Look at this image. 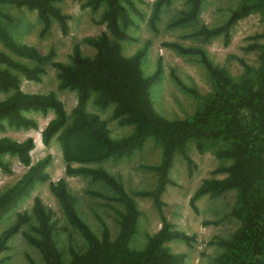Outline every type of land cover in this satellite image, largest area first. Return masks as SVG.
<instances>
[{"label": "trees", "instance_id": "trees-1", "mask_svg": "<svg viewBox=\"0 0 264 264\" xmlns=\"http://www.w3.org/2000/svg\"><path fill=\"white\" fill-rule=\"evenodd\" d=\"M171 1L152 2L147 18L151 30H157L160 13ZM203 2L188 0V8L182 10L169 24L175 26L197 20ZM0 3L35 10L42 23V31L50 26L53 19L64 33L67 31V15L55 4V0H0ZM84 5L92 10L102 6L99 21L105 24L106 29L96 36L83 39L95 49L93 57L84 55L79 44H75L70 56L71 64L53 60V49L42 52L31 44L17 41L7 26L0 23V41L7 50H0V91L9 92L6 97L0 98V129L4 121L16 128L36 127V121L26 113L53 110L54 116L41 131L43 143L48 144L56 135L66 164V174L89 176L93 181L103 182L115 193L109 199L118 202L122 208L117 210L118 231L114 237L111 236L109 227L102 222L101 234L97 235L79 214L76 198L61 178L50 182L49 188L67 221L85 239V250L71 248L70 259L65 261L62 258L55 238V225L38 197L34 198L32 205L36 220L32 229L35 233L24 231L25 240L37 248L44 264H187L185 253L172 252L165 243L172 240L190 243L195 240V234L172 228L162 214L161 227L148 236L145 245L141 249L129 247L130 240L137 232L140 215L133 195L152 197L156 207L161 210L162 192L167 184L175 183L169 176L175 153H180L186 159L190 173L192 165L186 153L187 143L195 142L198 150L202 151L204 142L221 140L227 145L215 149L214 153L219 158L231 159V163L216 169V172L225 173L223 177L206 178L198 185L190 198V205L196 210L194 201L203 194L216 196L229 189L237 190L239 200L233 214L241 219L242 227L231 242H223L228 245L226 263L264 264V45L261 46L262 67L257 72L255 84L249 77L233 79L225 69L213 65L205 50L199 46L166 42L165 45L180 54L199 56L214 83L212 96L204 101L192 117L170 119L155 110L149 96V89L160 79V63L148 75H143L141 70L148 41L130 56L121 53L123 41L135 40L131 28L136 18L143 16L134 1L85 0ZM254 11L264 15V0H243L223 23L216 26L202 24L189 35L206 40L222 34L225 42H228L230 27ZM18 57L35 64L29 66ZM48 62L58 70L60 87L77 92V103L70 117L54 91H23L19 76L11 71L20 72L26 79L37 80ZM170 75L176 84L186 88L173 71ZM92 95L93 103L100 108L112 103L111 119L119 125H131V132L118 139L112 138L107 122L97 113L85 110ZM253 107H256L253 118L247 125L242 124L240 110ZM148 139L161 146L159 162L148 166L156 175L152 189L129 193L114 175L94 165L105 159L116 161L127 158L140 150ZM34 146L32 137L16 140L0 136V169H9L8 161L3 157L5 154L15 155L27 167L13 185L0 193V220L30 194L36 183L49 178L46 167L51 156L46 155L32 162L30 152ZM72 163H78L79 166L73 167ZM94 194L108 198L102 193ZM29 220L27 212L16 215L13 223L0 235V251L7 248L10 238Z\"/></svg>", "mask_w": 264, "mask_h": 264}, {"label": "rangeland", "instance_id": "rangeland-1", "mask_svg": "<svg viewBox=\"0 0 264 264\" xmlns=\"http://www.w3.org/2000/svg\"><path fill=\"white\" fill-rule=\"evenodd\" d=\"M133 1L143 16L137 17L135 25L131 28L135 40L123 41L121 53L124 56H130L148 41L146 55L141 61V70L143 75H148L156 68L157 63L161 65L160 79L149 89L150 99L158 113L170 119L190 118L214 91L213 80L199 56L180 54L165 45L166 42L199 46L205 50L213 65L225 69L233 79L249 77L255 84L257 83V72L262 67L261 46L264 45V15L260 11H254L235 22L230 27L229 40L225 42L222 34L206 40L189 34L202 24L216 26L223 23L243 0H204L197 20L171 26L170 21L182 10L188 8V0H172L169 5L163 7L156 31L151 30L147 24L154 0ZM84 2L85 0H55V4L67 15L65 33L54 19L50 26L42 31L43 26L36 11L15 4L0 3V23L7 26L17 41L31 44L42 52L53 49V60L71 64L70 56L73 46L79 44L84 55L93 57L95 49L83 39L96 36L106 29L105 24L99 21L102 6L92 10L89 6H85ZM0 50L7 51L1 41ZM18 59L29 66L35 64L25 58L18 57ZM44 69L37 80L26 79L20 72L11 71L19 76V85L23 91H54L63 102L67 115L70 117L77 103V92L60 87L58 70L50 62L44 65ZM171 71L182 80L187 89L175 83L170 75ZM8 94L9 92L0 91V98ZM93 97L94 95L87 101L85 110L97 113L107 122L112 138L118 139L131 132V125H119L116 120L111 119L110 115L114 106L112 103L106 108H100L93 103ZM255 109L256 107L240 110L239 119L242 124L249 123ZM26 115L36 121V127L16 128L8 126L4 121L0 136H9L16 140L32 137L35 142L30 152L32 162L46 155L51 156L46 167L49 178L36 183L30 194L23 197L0 220L1 235L13 223L18 213L27 212L30 217L19 232L10 238L7 248L0 251V264H32V262L44 264L37 248L29 244L23 236L24 231L35 233L32 229V226L36 224L32 212L35 197L40 199L45 210L50 213V221L55 225L57 246L62 258L68 261L71 257L70 249L83 251L86 248V241L67 221L57 198L50 191V182H56L61 178L65 180L69 191L76 198L79 214L99 236L102 231V222L109 227L111 236H115L118 231L117 210L122 208L118 202L109 199L115 196V193L103 182L93 181L89 176L82 174H66V164L56 135L48 144L43 143L41 131L54 116L53 110L49 109L45 113L31 111ZM226 145L227 143L221 140L206 141L203 150L199 151L195 142H188L186 153L191 159L190 173H188L186 159L180 153H175L169 172L170 178L175 183L167 184L162 192L161 210L156 207L152 197L133 195L140 215L137 232L129 242L131 249H141L148 236L161 227L162 214L172 228L195 234V240L190 243L182 240L166 242L165 245L170 251L185 253L187 264H227L228 245L223 242H231L242 227L241 219L233 214L239 200L238 191L229 189L216 196L203 194L194 201L196 210L190 205L194 190L204 179L220 178L225 175L223 172H216V169L228 166L231 159L219 158L214 151ZM160 152V144L148 139L140 150L133 152L127 158L116 161L105 159L94 165L106 169L123 183L129 193H133L138 190L152 189L155 186L156 175L148 166L159 162ZM3 157L8 161L9 169H0V193L13 185L27 169L15 155L5 154ZM72 166L77 167L79 164L72 163ZM95 192L102 193L108 198L96 195Z\"/></svg>", "mask_w": 264, "mask_h": 264}]
</instances>
